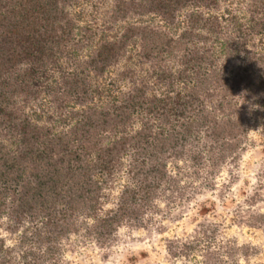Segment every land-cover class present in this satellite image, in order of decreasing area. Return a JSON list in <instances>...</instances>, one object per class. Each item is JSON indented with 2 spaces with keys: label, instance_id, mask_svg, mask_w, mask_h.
<instances>
[{
  "label": "trees",
  "instance_id": "trees-1",
  "mask_svg": "<svg viewBox=\"0 0 264 264\" xmlns=\"http://www.w3.org/2000/svg\"><path fill=\"white\" fill-rule=\"evenodd\" d=\"M78 1L0 0V219L16 233L13 247L0 239V264H65L61 242L81 214L90 223L80 227L96 240L122 225L145 227L158 200L198 192L182 178H210L240 137L264 123V0H240L241 16L228 0H111L105 28L120 23L118 31L75 38L68 9ZM128 46L143 72L122 69L125 90L92 103L100 90L91 80ZM44 88L56 110L71 106L58 115L64 129L23 110ZM122 169L126 182L101 211L103 186ZM248 217V226L264 224V214ZM215 230L168 240L166 250H197L202 264H223L239 248L216 243Z\"/></svg>",
  "mask_w": 264,
  "mask_h": 264
},
{
  "label": "rangeland",
  "instance_id": "rangeland-1",
  "mask_svg": "<svg viewBox=\"0 0 264 264\" xmlns=\"http://www.w3.org/2000/svg\"><path fill=\"white\" fill-rule=\"evenodd\" d=\"M110 2L111 0H79L69 7L76 22L73 30L75 38H78V33L83 32L110 37L118 31L120 23L110 30L105 28L108 24L106 11ZM224 5L239 16L244 12L240 0H228ZM140 20L151 19L144 16ZM79 29L86 30L79 32ZM86 50L87 48H83L78 52V57L83 58ZM135 60L136 49L128 46L124 57L109 66L100 78L92 79L90 86L100 90L99 95L95 94L93 97L92 103L103 105L116 97L118 92L125 90L128 83L117 80V73L122 69L128 67L136 70L135 74L141 75L143 70L138 69ZM49 75L53 77L48 78L50 82L46 80L48 82L45 83L50 87L49 84H53V78L57 74L53 72ZM109 82L113 84L110 85ZM41 91L38 97L25 105V114L33 122L45 123L57 131L64 129L58 115H66L71 106L68 104L61 110H56L45 93L46 89ZM168 171L173 173L170 165ZM205 175L204 171H200L196 180L182 178L183 183L190 181L192 187L199 186L198 192L190 193L182 199L174 197L168 202L158 200L159 211L153 214L145 227L122 225L107 238L96 240L93 232L88 235L79 225L84 220L90 223V219L84 218L83 214L79 215L76 219L77 231L61 242V255L65 264H202L199 251L193 250L188 256L172 257L166 250V243L174 239L189 240L194 232L203 228L209 230L213 225H216V243H232L239 248L234 257L224 260L223 264L264 263V224L257 227L247 224L250 221L249 214H264V123L249 128L240 137L235 150L225 153L218 168L214 170V175L203 179ZM94 178L99 180L96 175ZM201 181H209L211 187L202 185ZM125 182L123 169L113 173L111 179L106 181L101 192V211L113 207ZM250 197L253 205H250ZM6 222V219H0V239L6 247H13L16 233L11 234L6 230ZM245 249L248 254L244 256ZM17 250L15 248L12 251L15 260L19 257L16 256Z\"/></svg>",
  "mask_w": 264,
  "mask_h": 264
},
{
  "label": "clouds",
  "instance_id": "clouds-1",
  "mask_svg": "<svg viewBox=\"0 0 264 264\" xmlns=\"http://www.w3.org/2000/svg\"><path fill=\"white\" fill-rule=\"evenodd\" d=\"M254 107H258V105L254 106Z\"/></svg>",
  "mask_w": 264,
  "mask_h": 264
}]
</instances>
